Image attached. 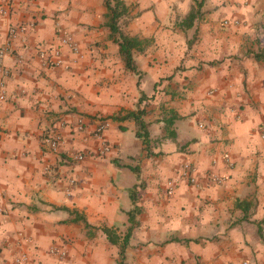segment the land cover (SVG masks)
<instances>
[{"label": "crops", "instance_id": "obj_1", "mask_svg": "<svg viewBox=\"0 0 264 264\" xmlns=\"http://www.w3.org/2000/svg\"><path fill=\"white\" fill-rule=\"evenodd\" d=\"M123 1L122 32L145 41L136 75L105 0L0 11V264H264V0ZM65 36L79 52L44 68L37 49Z\"/></svg>", "mask_w": 264, "mask_h": 264}, {"label": "built area", "instance_id": "obj_2", "mask_svg": "<svg viewBox=\"0 0 264 264\" xmlns=\"http://www.w3.org/2000/svg\"><path fill=\"white\" fill-rule=\"evenodd\" d=\"M12 5L10 0H6L3 5L0 6V11L2 13H7L9 9H11ZM234 24H237L235 21ZM223 25L226 26L228 25V21H224ZM34 23H27V24H20V25H15L12 26L9 29V35L14 37L18 34H24L27 31L31 30L34 28ZM65 47L69 49V51L73 54H77L79 52V47L76 44V42L70 37V36H65L62 37L60 40V46L59 47H47V46H42L37 49V56L39 60L41 61V65L44 68H50V67H59L62 65V48ZM7 45H3L0 47V59H2L5 54L7 53ZM8 76V71L0 66V101H5L6 99V79ZM82 122L81 120L78 121V126L79 130H82L81 128ZM107 124L106 123H101L97 127L94 136L97 138L101 137V133L106 129ZM264 126V125H263ZM58 137H46L44 139L45 145L51 150V151H56L57 145H58ZM110 147L108 145H103L101 147V154H105L110 151ZM77 160H82L81 155H77L76 157ZM196 175L197 171L194 167H191L190 165H184L181 168V171L179 173V177L181 179H185L189 184H196ZM209 178L217 184L223 183L225 181V178H221L217 175L210 174ZM174 181H168L167 183V188H168V193L172 194L174 190ZM51 252H54V249L51 250ZM65 253L64 251L60 252V256H64ZM240 264H247V262H242Z\"/></svg>", "mask_w": 264, "mask_h": 264}, {"label": "trees", "instance_id": "obj_3", "mask_svg": "<svg viewBox=\"0 0 264 264\" xmlns=\"http://www.w3.org/2000/svg\"><path fill=\"white\" fill-rule=\"evenodd\" d=\"M105 25L111 32L113 41L118 45V52L123 61L124 67L128 72L138 74V69L134 63L133 52L141 51L143 49L144 40L137 37H130L122 32L124 23H121V19L127 14L128 8L123 0H105ZM194 19V13L191 12L183 21V24L190 26ZM259 58L264 63V53L259 55ZM143 111L138 109L127 115L135 120L138 131L136 136L143 140V143H147L148 134L146 132L145 124L142 119Z\"/></svg>", "mask_w": 264, "mask_h": 264}, {"label": "rangeland", "instance_id": "obj_4", "mask_svg": "<svg viewBox=\"0 0 264 264\" xmlns=\"http://www.w3.org/2000/svg\"><path fill=\"white\" fill-rule=\"evenodd\" d=\"M121 23L123 24L124 22L121 21Z\"/></svg>", "mask_w": 264, "mask_h": 264}]
</instances>
